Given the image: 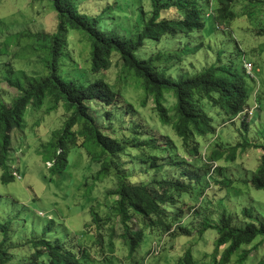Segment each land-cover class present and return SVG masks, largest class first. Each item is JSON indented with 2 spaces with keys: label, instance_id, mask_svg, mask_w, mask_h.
I'll use <instances>...</instances> for the list:
<instances>
[{
  "label": "rangeland",
  "instance_id": "1",
  "mask_svg": "<svg viewBox=\"0 0 264 264\" xmlns=\"http://www.w3.org/2000/svg\"><path fill=\"white\" fill-rule=\"evenodd\" d=\"M73 1L80 12L101 17L99 26L105 33L121 37H129L132 28L141 22L142 15L146 14L148 19L152 12L151 0ZM202 8L208 12L214 9L218 15L215 2L211 1L208 8L203 4ZM232 12L230 19L220 27L226 32L217 29L212 18L203 17L204 29L200 33L167 36L159 43L146 40L144 47L136 53L139 59H148L163 51L169 58L170 52L183 50L182 61L169 62L172 68L169 74L176 81L180 76L189 77L201 72L219 56L223 63L234 59L240 68L253 64L252 70L245 68L242 72L246 73L249 108L258 102L259 109L253 116L247 109L248 116L241 115L232 123L224 121L225 115L220 109L206 104L205 111L213 118L217 132L210 139L197 137L202 147L199 155L188 151L173 128L160 121L153 99L145 97L140 83L130 76L125 79L127 75L123 72L119 55H113V64L108 71L90 74L89 37L82 31L69 28L67 46L58 59L59 74L66 79L78 82L81 78L88 81L98 77L122 89V106L130 110L129 116L133 114V118L116 121L111 128L108 122H100H103L107 134L126 142L129 161L122 173L131 182L147 184L162 202L159 181L182 179L184 170L199 172V183L192 182L190 192L180 196L179 217L170 218L173 232L179 218L184 216V225L189 227L191 235L182 231L176 236L157 230L147 232L136 260L130 259L121 237L123 225L112 210L118 199L114 193L117 187L114 175L100 177V165L91 162L81 148L72 149L65 172L51 174L53 162L49 159L54 156L55 149L46 146L63 129L71 113L63 104L54 109L51 99L47 98L41 108L30 106L22 129L12 132L9 164L13 176L16 171L20 179L15 176L14 182L3 184V170L0 168V242L3 240L1 225L9 223L10 239L6 246L13 264L30 257L34 252L30 242L41 237L48 224L52 226L48 238L63 241L70 237L76 247L85 249L86 264H187V251H191L193 264H213L214 257L219 259L223 252L222 247L215 251L216 225L223 213L239 214L241 223L244 218L241 210L247 207L256 217L264 219V190H256L241 182L254 177L262 154L261 148L256 146L264 144V4L258 0H235ZM165 15L179 17L174 10ZM57 29L58 17L52 2L0 0V99L8 105L19 95L7 81L8 77L17 78V73L11 74V69L28 74L42 72V76L51 72L50 44L41 36L55 34ZM174 103V98L168 96L170 112ZM243 142L254 146L238 149L235 160H232L230 146ZM215 151L224 152V157L217 163H210L209 156ZM216 164L220 168L215 167L212 171ZM45 176L49 180L45 181ZM225 179L233 180V185L224 188L220 183ZM186 182L189 183L188 179ZM175 197L179 198L177 194ZM193 207L195 212L190 209ZM93 216L98 225H95ZM111 244L114 245L113 251ZM243 253H248L244 260ZM231 264H264V237H257L237 251Z\"/></svg>",
  "mask_w": 264,
  "mask_h": 264
},
{
  "label": "trees",
  "instance_id": "2",
  "mask_svg": "<svg viewBox=\"0 0 264 264\" xmlns=\"http://www.w3.org/2000/svg\"><path fill=\"white\" fill-rule=\"evenodd\" d=\"M48 1L53 3L57 12L58 29L55 34L40 36L50 44L49 49L53 56L52 70L49 74L42 76V72L28 74L23 70L11 69V74L17 73V78L8 77L7 81L10 87L18 90L19 95L11 105L0 99L2 183L8 184L15 181L9 164L12 132L22 129L30 106L41 108L45 100L49 98L54 109L63 104L65 110L71 113L63 129L46 146V148L55 149L54 156L49 159L53 162L50 168L51 174L65 172L70 162L72 149L81 148L87 153L91 162L100 165L98 171L100 177L114 175L117 180L114 193L118 199L112 210L123 225L124 232L121 237L130 259H135L137 256L147 232L157 230L176 236L179 235V231H182L191 235L189 227L184 225L186 221L184 216L179 218V223L173 232H171L173 223L170 218L179 217L177 211L182 205L179 201L180 196L190 192L192 182L199 183V172L184 170L181 172L182 179L159 181L158 186L166 203L159 201L147 184L131 182L122 173V168L129 161V155L126 154L128 148L126 142L107 134L103 122H100V120L108 122L111 128L116 121L125 119L129 121L133 118L131 117L133 114L129 116L130 110L122 106L124 99L122 89L120 87L117 89L98 77L88 81L81 78L78 82L66 79L59 74L58 59L63 55L67 46L66 34L69 28L82 31L89 37L91 44L90 74L108 71L113 64V55H119L123 72L127 75L125 79L130 76L140 83L145 97L153 99L160 121L173 128L188 151L199 155L202 147L197 137L210 139V136H214L217 132L213 118L205 111L206 104L220 109L225 115V122L235 123L237 117L246 114L245 110L249 104L246 73L242 72L245 68H240L233 56H231L233 60L227 59L226 63H223L219 56L215 63L201 72L189 77L180 76L176 81L169 74L172 69L169 62L182 61L183 50L179 53L170 52L169 58L163 51L152 54L148 59H139L136 53L144 47L146 40L159 43L167 36H191L200 33L204 29L203 17L212 18L217 24V29L226 32L220 27L230 19V14L233 15L232 7L235 0H151L150 17L147 19L146 14H143L141 22L137 26L134 25L136 27L132 28L129 37L105 33L99 26L101 17H91L80 12L73 0ZM211 1L215 2L218 15L215 14L214 9L210 12L203 10L202 5L206 4L208 8ZM261 2L264 4V1L258 0V3ZM171 10L177 11L179 17H167L165 14ZM196 50L198 49L195 48ZM237 56L240 57V54ZM87 74L88 72L84 75ZM251 77L254 78V75ZM168 96H172L175 100L172 114L167 105ZM244 126L248 130L246 123ZM142 129L144 130L143 127ZM251 146L254 145L248 142L232 144L229 148L233 152L230 158L235 160L238 149L246 150ZM256 147L262 150L258 169L251 180H241V182L250 184L256 190H264V144ZM223 157L224 152L215 151L209 156L210 163H217ZM214 167L218 168L219 165L216 164ZM187 179L189 183L186 182ZM44 180H49V178L45 176ZM233 183V180L225 179L220 184L224 188H229ZM176 194L179 196L178 199L175 197ZM176 206L179 207L176 208ZM190 209L195 212L194 207ZM238 215L223 213L216 225L218 238L215 251L217 252L222 247L223 252L219 259L214 257L213 264H231L232 256L237 251L251 244L257 237H264V219L256 217L254 211L247 207L241 210V215L244 217L241 223L238 221ZM135 219L138 221L135 222ZM93 221L95 225H98L95 216H93ZM9 225V223L1 225L3 240L0 242V264H13L6 246L10 239ZM51 229V224H48L43 235L35 237L30 242L34 252L29 258L14 264L87 263L85 249L76 247L68 236L63 241L59 238H48V234L52 232ZM110 249L114 250L113 244L110 245ZM247 256L248 253H243L242 259L244 260ZM192 259L191 251H187L186 263L193 264Z\"/></svg>",
  "mask_w": 264,
  "mask_h": 264
},
{
  "label": "built area",
  "instance_id": "3",
  "mask_svg": "<svg viewBox=\"0 0 264 264\" xmlns=\"http://www.w3.org/2000/svg\"><path fill=\"white\" fill-rule=\"evenodd\" d=\"M245 68H246V70L248 69V70H252L253 69V64H246L245 65ZM249 110H247V112H248V114L250 115V116H253L254 115V113H255V111L258 109V104L257 103H255L251 108H248ZM246 110H245V112H246ZM248 114H246L247 116H248ZM214 169H215V167H213V169H212V171H214ZM18 177V179H20V177L18 176V174H17V172L15 171L14 172V177Z\"/></svg>",
  "mask_w": 264,
  "mask_h": 264
},
{
  "label": "clouds",
  "instance_id": "4",
  "mask_svg": "<svg viewBox=\"0 0 264 264\" xmlns=\"http://www.w3.org/2000/svg\"><path fill=\"white\" fill-rule=\"evenodd\" d=\"M255 103H256V102H255ZM248 108H249V107H248ZM248 108H247V109H248ZM258 109H259V108H258ZM256 111H257V110H256ZM256 111H255V112H256ZM254 114H255V113H254Z\"/></svg>",
  "mask_w": 264,
  "mask_h": 264
}]
</instances>
